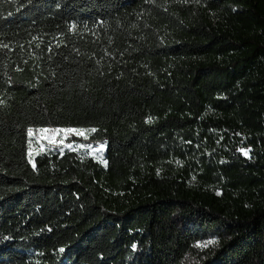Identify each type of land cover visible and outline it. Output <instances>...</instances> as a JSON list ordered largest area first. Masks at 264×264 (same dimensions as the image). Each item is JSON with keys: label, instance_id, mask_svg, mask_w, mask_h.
Instances as JSON below:
<instances>
[{"label": "trees", "instance_id": "1", "mask_svg": "<svg viewBox=\"0 0 264 264\" xmlns=\"http://www.w3.org/2000/svg\"><path fill=\"white\" fill-rule=\"evenodd\" d=\"M0 264H264V0H0Z\"/></svg>", "mask_w": 264, "mask_h": 264}, {"label": "rangeland", "instance_id": "2", "mask_svg": "<svg viewBox=\"0 0 264 264\" xmlns=\"http://www.w3.org/2000/svg\"><path fill=\"white\" fill-rule=\"evenodd\" d=\"M69 129H77L82 130L84 135L79 134H69V133H60L59 135H54L53 131L47 129V132H42L40 130L32 131L30 133V155L32 158V162L34 163L35 159L38 156L42 155H54V154H63L66 151L75 152L80 157L93 156L98 161L105 163V151L104 146H92L83 144L75 141L74 138H88L93 132L89 129H80V128H69ZM63 139V143H59V141ZM72 145L71 148L68 146ZM177 222L181 225L185 224V220L183 218L178 217ZM209 241H214V243H208ZM218 237L215 236H207L194 244V250L191 255H189L186 259L188 263H196L198 262V257L204 251L216 247L218 245Z\"/></svg>", "mask_w": 264, "mask_h": 264}, {"label": "snow or ice", "instance_id": "3", "mask_svg": "<svg viewBox=\"0 0 264 264\" xmlns=\"http://www.w3.org/2000/svg\"><path fill=\"white\" fill-rule=\"evenodd\" d=\"M40 131L42 132H47L48 130L47 129H41ZM92 132H95L96 130L95 129H91ZM60 133H69V134H79V135H84V132L82 130H77V129H55L53 130V134L54 135H59ZM32 134V132H31ZM63 139L62 138L59 143H63ZM69 148L72 147V145H69L68 146ZM103 146H101L102 148ZM245 155H247V153H245ZM208 243H214V241H209ZM61 251H63V249H61Z\"/></svg>", "mask_w": 264, "mask_h": 264}]
</instances>
